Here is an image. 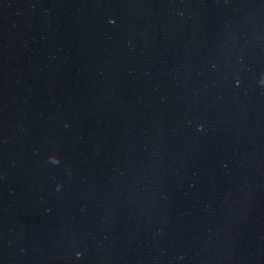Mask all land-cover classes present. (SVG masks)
Instances as JSON below:
<instances>
[{"label":"water","instance_id":"water-1","mask_svg":"<svg viewBox=\"0 0 264 264\" xmlns=\"http://www.w3.org/2000/svg\"><path fill=\"white\" fill-rule=\"evenodd\" d=\"M0 264H264V0H0Z\"/></svg>","mask_w":264,"mask_h":264}]
</instances>
